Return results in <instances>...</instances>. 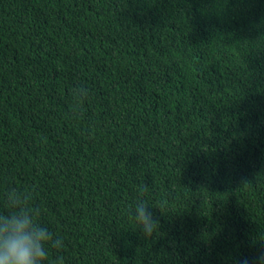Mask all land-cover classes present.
Segmentation results:
<instances>
[{"label": "trees", "instance_id": "obj_1", "mask_svg": "<svg viewBox=\"0 0 264 264\" xmlns=\"http://www.w3.org/2000/svg\"><path fill=\"white\" fill-rule=\"evenodd\" d=\"M13 200L63 264L264 248V0H0V213Z\"/></svg>", "mask_w": 264, "mask_h": 264}, {"label": "clouds", "instance_id": "obj_2", "mask_svg": "<svg viewBox=\"0 0 264 264\" xmlns=\"http://www.w3.org/2000/svg\"><path fill=\"white\" fill-rule=\"evenodd\" d=\"M15 211L0 213V264H63L61 258L49 260V249H62L63 240L54 236L44 225L36 221L31 209L12 201ZM150 205L137 203L134 219L145 236L153 234L157 221ZM239 264H264V248H257L251 257H244Z\"/></svg>", "mask_w": 264, "mask_h": 264}]
</instances>
